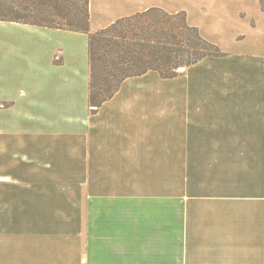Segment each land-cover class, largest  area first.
Here are the masks:
<instances>
[{
    "label": "crops",
    "instance_id": "obj_1",
    "mask_svg": "<svg viewBox=\"0 0 264 264\" xmlns=\"http://www.w3.org/2000/svg\"><path fill=\"white\" fill-rule=\"evenodd\" d=\"M131 1L89 0L90 33L146 10ZM222 2L207 5L215 29L193 24L223 57L127 78L97 109L87 34L0 21V227H14L0 264H264L263 192L169 186L193 149L264 147V95L246 90L264 7Z\"/></svg>",
    "mask_w": 264,
    "mask_h": 264
},
{
    "label": "trees",
    "instance_id": "obj_2",
    "mask_svg": "<svg viewBox=\"0 0 264 264\" xmlns=\"http://www.w3.org/2000/svg\"><path fill=\"white\" fill-rule=\"evenodd\" d=\"M0 21L87 34L88 106L94 109L127 78L155 71L172 79L205 58L224 56L182 11L148 8L90 33L89 0H0Z\"/></svg>",
    "mask_w": 264,
    "mask_h": 264
},
{
    "label": "rangeland",
    "instance_id": "obj_3",
    "mask_svg": "<svg viewBox=\"0 0 264 264\" xmlns=\"http://www.w3.org/2000/svg\"><path fill=\"white\" fill-rule=\"evenodd\" d=\"M222 6V0H133L129 2V12L142 11L147 8H161L168 13L184 12L190 25L200 27L202 30L211 32L215 29V24L205 23L207 5ZM264 5V0H262ZM98 10L101 6H97ZM105 15H111L112 10L106 7L103 10ZM187 11L190 12L192 21L188 19ZM128 12V11H127ZM208 24L206 27L205 25ZM203 27V28H202ZM221 51V50H220ZM222 52V51H221ZM223 53V52H222ZM224 54V53H223ZM247 89L248 91L258 92L260 97L264 95V68L256 66L247 69ZM239 90H244L240 85ZM264 103V99L258 100ZM254 134H248V139H254ZM237 143V142H236ZM193 163L183 164V178L174 181L169 186H181L192 189L193 191L205 193L219 197L230 198L232 201L239 198L238 194L246 190L250 193L251 189H258L264 193V147H214L193 149ZM77 181H72L76 184ZM77 185H72V187ZM78 196H72V206L78 204ZM74 213L72 212V216ZM3 224L5 221L2 222ZM75 223L72 222L71 234L75 235ZM64 230V229H63ZM6 231H14V227H0V236L12 235ZM11 233V232H10ZM2 250L9 252L14 250L15 243H1ZM4 247V248H3Z\"/></svg>",
    "mask_w": 264,
    "mask_h": 264
}]
</instances>
